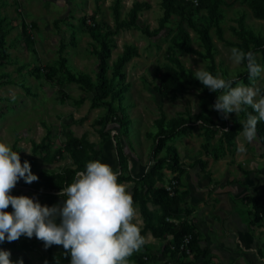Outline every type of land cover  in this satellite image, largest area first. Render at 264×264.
Masks as SVG:
<instances>
[{"label": "rangeland", "instance_id": "1", "mask_svg": "<svg viewBox=\"0 0 264 264\" xmlns=\"http://www.w3.org/2000/svg\"><path fill=\"white\" fill-rule=\"evenodd\" d=\"M134 0H122L121 15L125 16ZM146 1L150 7L140 12V17L154 28L158 25V19L162 15L160 0H139ZM98 4V6H97ZM113 0H0V10L3 14L14 16V27L8 32L6 42L11 62L0 66V73L7 72L9 81L0 84V142L14 145L16 152H19L20 159L25 161L32 156L31 141H39L48 129L51 131L53 152L57 146L62 144L64 136L62 129L69 127L76 135L85 133L87 137L98 143L103 148L100 162L109 165L112 170L118 173V159L115 151V133L110 130L111 138L102 141L98 131L103 123L107 128H112L113 123L104 119L106 109L104 106H93L89 98H81L85 91L76 82H69L57 73L56 77L60 83L48 79L43 73L37 77L34 75L35 67L52 66L58 58V48L61 41L67 43L64 55L68 58L69 64L74 69L89 72L94 75L96 56L92 53V38L79 26V17L89 15L93 11L96 21L101 24H113L112 13ZM99 7V8H98ZM224 19L222 22L223 38H219L213 28L210 34L215 44L214 66L216 75L222 78L234 76L237 69H244L245 63L237 66L230 59L231 49L237 48V38L231 32L230 26L235 25V17L239 12H245L246 22L257 32L264 36V18L256 17L250 7L240 1H232L224 5ZM17 8V10H16ZM21 17L29 24L28 31L34 39L33 50L29 49L21 35ZM57 18H64L59 22V28L54 24ZM177 30L174 22L162 29L155 36L144 35L139 28L129 27L119 30L114 34L111 56L109 62L113 61L120 53L125 44H133L137 47L138 54L133 56L125 65L124 82L128 84L122 104L130 119L129 129L125 136H122L123 146L128 156V167L134 175H139L151 166V151L153 147V136L156 128L154 119L163 111L168 117L180 115H195L201 111L208 113L217 123V133L210 140L209 151L203 148L205 142V130L194 126L186 134H179L169 140L179 154V161L194 163L187 166L182 173L178 174L182 188L185 174L193 168H197L199 174L206 178H212L211 167L217 168L220 173L236 168V156L234 151L241 143L245 144L247 151L241 154L243 159L240 163H247L248 152L261 147L264 144L256 134V139L248 144L244 142L239 131L235 137V146L228 145L223 139L222 131L225 126V119L222 114L213 109L216 99L207 103L208 108L202 105L203 91L197 87H190L188 90L173 94H161L155 88L158 84L157 74L162 64L169 62L167 57L170 38ZM191 36V44L197 50L204 52L197 33L188 27ZM73 36L74 42L68 44ZM178 56L184 65L194 72L197 69L208 70L209 60L197 53L178 52ZM258 64L264 68L262 54L255 53ZM110 74V71L108 72ZM239 83L259 89L264 88V72L261 73L251 84L238 79ZM235 86V85H234ZM221 93L218 92V95ZM259 99V97H257ZM235 113L228 114L231 117ZM196 123V124H195ZM222 145L220 149L219 145ZM219 148V149H218ZM219 151L220 156L215 159L213 154ZM264 155V152H263ZM196 159L205 160L206 164H196ZM223 159V162H217ZM31 172L36 175L39 171L55 172L62 166L71 164V158L66 154L61 160L47 162L41 153L33 156ZM218 163V164H215ZM226 163V166H223ZM219 166H223L219 169ZM244 170V167L242 168ZM163 184L174 185L176 172L168 168L163 169ZM174 182V183H173ZM21 183V180H19ZM124 186L126 192H132V182H119ZM184 186V185H183ZM184 189V188H182ZM42 195V203L44 202ZM63 202V201H62ZM62 202L52 206L61 205ZM186 203V201H185ZM49 206V207H52ZM189 206V205H187ZM135 215L132 223L139 228L142 226L137 203L133 202ZM149 207L158 210L156 206L149 203ZM145 244L148 251L155 254L156 260L152 264H163L168 259L162 256L161 249L163 242L148 233L145 237ZM18 240H24L28 249L19 252H10L13 264L22 260L23 264H70V259L65 260L61 254L62 246L53 245L45 248L42 241L33 236L27 238L21 236ZM143 248H141L142 250ZM264 250V248H262ZM262 250V251H263ZM128 257V264L133 260L134 254ZM171 264H181L186 259L177 255L169 258Z\"/></svg>", "mask_w": 264, "mask_h": 264}, {"label": "trees", "instance_id": "2", "mask_svg": "<svg viewBox=\"0 0 264 264\" xmlns=\"http://www.w3.org/2000/svg\"><path fill=\"white\" fill-rule=\"evenodd\" d=\"M98 2V0H95ZM232 1H240L247 4L253 14L258 18H264V0H160L162 15L158 19V25L150 28L140 17V12L149 8L146 1L134 0L125 16L121 15L122 0H113L112 13L113 24H101L96 21L93 11L89 15L79 17V26L89 34L93 40L92 53L96 56L94 75L87 71L74 69L64 55L67 43L61 41L58 48V58L52 66L35 67L33 74L37 77L42 72L48 79L60 83L56 77L61 73L67 81L76 82L85 91L81 98H89L93 106H104L106 115L104 119L114 124L107 128L103 123L98 129L102 141L111 138L110 130H115V151L118 159V183L122 181L132 182L131 196L133 202L137 203L142 217L141 235L145 237L148 233L152 237L163 242L161 254L165 258L181 255L186 258L181 264H210L207 248L200 244L201 238L195 222L190 216L191 208L185 205L187 190L180 186L178 174L194 163L179 161L177 148L169 143L173 137L179 134L188 133L197 121V126L205 130V142L203 148L209 151L210 140L217 133L216 121L204 111L195 115H180L168 117L163 111L154 119L156 131L153 136V147L151 151V166L139 175H134L128 167V156L123 146L122 136H125L129 129L130 119L122 104L128 84L124 82L126 63L138 54L137 47L133 44H125L116 58L109 62L112 47L114 46L113 35L119 30L129 27H137L146 36H155L169 23L174 22L177 30L170 38L167 57L169 62L162 64L156 76L158 84L156 89L161 94H173L188 90L190 87H197L204 93L202 96L203 108H208L207 103H212L218 95L210 92L199 81L195 79V72L184 65L178 56V52L197 53L209 60L208 70L214 76L215 44L210 34L213 28L219 38H223L222 22L224 19V5ZM98 6V4H97ZM99 8V7H98ZM17 10V8H16ZM245 12H239L235 17V25H231V32L237 38V48L245 52L251 51L255 55L260 51L264 62V36L254 30L245 20ZM64 18H57L54 24L59 28L58 23ZM21 35L29 49L33 50L34 39L28 31L29 24L21 17ZM15 17L3 14L0 10V66L11 62L6 37L11 28L14 27ZM188 27L195 30L204 48V52L197 50L191 44V36ZM73 36L68 44L73 43ZM257 64L258 61L256 60ZM246 65V61L244 62ZM110 71V74L108 73ZM239 80L251 84L248 78L247 69H237L234 75ZM7 72L0 73V84L9 81ZM231 76L226 77L229 78ZM234 86V85H233ZM260 95H264V88H259ZM249 114L256 115L250 107L245 106V111L234 114L225 119L227 129L222 131L223 139L230 146H235V137L243 128ZM196 124V123H195ZM64 139L62 144L50 152L52 146L51 131L48 129L39 141H31L32 156L26 161L32 166L33 156L41 153L47 162L61 160L66 154L71 158V164L62 166L58 171H39L36 173L37 181L26 184L22 179L11 190L13 196H27L42 206H52L64 200V197L57 194L75 181L76 173L85 170L90 161L101 160L103 148L97 142L90 140L85 133L76 135L69 127L62 129ZM256 134L264 144V121L258 122ZM220 149L222 145H219ZM219 149V148H218ZM12 150L16 151L15 146ZM219 151H215L213 157L217 159ZM21 163L25 159H20ZM196 164L204 166L205 160L196 159ZM168 168L176 172V182L173 191L170 193L165 184L163 169ZM42 195L44 202L42 203ZM243 199L250 205L248 210V223L251 226L264 225V197L246 195ZM149 203L158 209L149 207ZM11 212V206L6 209ZM59 223V218H57ZM184 245V249L181 246ZM143 249L134 254L129 264H151L156 260V255L148 251L147 244ZM28 244L24 240L0 243V250L10 252L25 251ZM188 250V252L186 251ZM61 254L65 260L71 259L63 247ZM262 264H264V253L261 252ZM155 263V262H154Z\"/></svg>", "mask_w": 264, "mask_h": 264}, {"label": "clouds", "instance_id": "3", "mask_svg": "<svg viewBox=\"0 0 264 264\" xmlns=\"http://www.w3.org/2000/svg\"><path fill=\"white\" fill-rule=\"evenodd\" d=\"M230 51L234 65L246 61L249 80L264 72L253 52L236 47ZM195 79L210 92L221 93L212 107L224 119L245 111V106L256 113L247 116L241 132L244 142L252 143L258 122L264 121V95L259 89L239 83L236 76L226 79L203 69L195 71ZM237 151L245 153V144H239ZM21 179L31 184L38 177L28 161L21 163L19 152L0 142V243L17 241L22 235L35 236L45 248L62 246L70 254V264H128V257L145 244L141 229L132 223L133 198L117 182L118 174L109 165L99 160L88 162L84 171L76 173L75 181L57 194L64 197L62 204L52 207L27 196L11 195ZM9 206L11 212L6 211ZM10 257V251L0 250V264H13Z\"/></svg>", "mask_w": 264, "mask_h": 264}, {"label": "crops", "instance_id": "4", "mask_svg": "<svg viewBox=\"0 0 264 264\" xmlns=\"http://www.w3.org/2000/svg\"><path fill=\"white\" fill-rule=\"evenodd\" d=\"M263 152L261 147L249 151L244 165L240 163L243 155L238 157L236 149L237 170L232 166V170L221 172V177L212 162L208 165L212 178L200 175L197 168L185 174L182 185L187 190L185 205L191 208L189 218L196 224L201 246L207 248L210 264H262L264 225H249L250 205L243 197H264Z\"/></svg>", "mask_w": 264, "mask_h": 264}, {"label": "built area", "instance_id": "5", "mask_svg": "<svg viewBox=\"0 0 264 264\" xmlns=\"http://www.w3.org/2000/svg\"><path fill=\"white\" fill-rule=\"evenodd\" d=\"M226 129H227V127H225ZM174 183V182H173ZM165 187H166V189L170 192V193H172V191H173V185H165ZM181 249H184V245H182L181 246ZM187 252H188V250H186ZM152 264V263H151ZM161 264V263H160ZM163 264H171V260L168 258V259H166L164 262H163Z\"/></svg>", "mask_w": 264, "mask_h": 264}]
</instances>
